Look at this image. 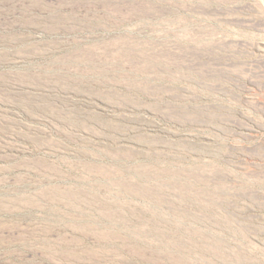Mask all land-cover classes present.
<instances>
[{"label":"rangeland","instance_id":"1","mask_svg":"<svg viewBox=\"0 0 264 264\" xmlns=\"http://www.w3.org/2000/svg\"><path fill=\"white\" fill-rule=\"evenodd\" d=\"M0 264H264V0H0Z\"/></svg>","mask_w":264,"mask_h":264},{"label":"bare ground","instance_id":"2","mask_svg":"<svg viewBox=\"0 0 264 264\" xmlns=\"http://www.w3.org/2000/svg\"><path fill=\"white\" fill-rule=\"evenodd\" d=\"M228 65V64H227ZM224 92V91H223ZM238 127V126H237Z\"/></svg>","mask_w":264,"mask_h":264}]
</instances>
